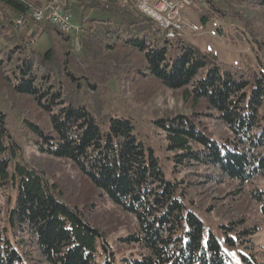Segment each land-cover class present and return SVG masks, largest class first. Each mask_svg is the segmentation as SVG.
Here are the masks:
<instances>
[{
    "label": "trees",
    "instance_id": "16d2710c",
    "mask_svg": "<svg viewBox=\"0 0 264 264\" xmlns=\"http://www.w3.org/2000/svg\"><path fill=\"white\" fill-rule=\"evenodd\" d=\"M236 1L264 10V0ZM62 3L80 27L79 53L54 24L32 20L28 29L37 4L0 0V36L14 38L12 19L26 17L24 33L0 47V86L26 99L27 109L12 104L21 133L41 154L69 161L83 194L68 193L25 159L0 110V264H264L254 252L258 228L242 220L218 231L206 226L189 179L237 181L240 192L252 185L264 214V184L254 185L264 180V66L228 63L168 37L136 0ZM208 3L203 22L216 10ZM111 75L138 100L156 90L182 96L184 112L154 120L167 142L168 175L134 121L105 109L101 84ZM97 193L135 218L121 241L138 253L118 257L87 221Z\"/></svg>",
    "mask_w": 264,
    "mask_h": 264
},
{
    "label": "rangeland",
    "instance_id": "374dc122",
    "mask_svg": "<svg viewBox=\"0 0 264 264\" xmlns=\"http://www.w3.org/2000/svg\"><path fill=\"white\" fill-rule=\"evenodd\" d=\"M136 1L139 7L141 0ZM193 1V4L187 6L183 12L186 23L183 38L198 45L204 51L215 53L220 60L228 63L241 66H264L263 9L236 0H230L229 5L222 0ZM208 1L215 3L216 10L213 11L214 14H209L208 22H203L202 14L211 8ZM31 2L41 3L40 0H31ZM60 3L63 4L62 0ZM16 17L12 19L11 24L14 38L25 31V29L18 31L13 27V20ZM29 27L32 28V19L29 20L28 29ZM26 32L29 35V30ZM68 34L73 37L75 50L79 53L80 27L78 31ZM14 38L8 39L2 34L0 47L11 46ZM39 41L46 46L48 35L42 36ZM35 45H38V42H35ZM101 87L103 93L101 98L104 100L105 109L123 114L134 121L139 139L155 149L168 175L171 164L167 159L169 155L166 150L167 142L164 133L155 125L154 120L184 112L182 96L169 90H156L157 92L150 97H141L145 99L144 101L138 100L126 83L114 75L101 84ZM25 101V98H19L0 86V110L6 113L9 130L21 144L25 159L44 172L50 180L60 183L68 193L82 196L83 184L79 171L65 159L41 154L34 147L33 142L21 133V117L12 104L15 102L20 108L27 109ZM204 170L205 168L202 169ZM182 177L183 175H179V178ZM189 179L195 181L191 189V198L206 226L218 231L220 224L242 220L243 227H257L258 232L253 236L254 252L261 261H264V214L261 212L259 203L252 197L250 189L253 186L245 185L240 192L237 181L226 180L222 183L201 184L197 182V179L192 177ZM263 184L264 180L258 179L254 185ZM92 201V208H86V219L101 231L112 249L118 252L117 256L138 253L136 246L121 241L122 237L136 229L135 218L116 207L103 194L97 193Z\"/></svg>",
    "mask_w": 264,
    "mask_h": 264
},
{
    "label": "built area",
    "instance_id": "2783aa9c",
    "mask_svg": "<svg viewBox=\"0 0 264 264\" xmlns=\"http://www.w3.org/2000/svg\"><path fill=\"white\" fill-rule=\"evenodd\" d=\"M58 1L60 0H47L41 6L33 7L27 15L35 22L52 23L65 33L78 31L79 27L73 13L59 12ZM193 2V0H141L139 8L160 25H164L167 33H174L175 37H182L186 30L183 12ZM25 23L26 17L18 16L13 20V27L18 31H23Z\"/></svg>",
    "mask_w": 264,
    "mask_h": 264
},
{
    "label": "bare ground",
    "instance_id": "6f19581e",
    "mask_svg": "<svg viewBox=\"0 0 264 264\" xmlns=\"http://www.w3.org/2000/svg\"><path fill=\"white\" fill-rule=\"evenodd\" d=\"M58 11L59 12H68L67 10H65L63 4L60 3V1H58ZM164 28V25H161ZM167 36L170 38H177L174 36V33H167Z\"/></svg>",
    "mask_w": 264,
    "mask_h": 264
},
{
    "label": "crops",
    "instance_id": "0c3cea01",
    "mask_svg": "<svg viewBox=\"0 0 264 264\" xmlns=\"http://www.w3.org/2000/svg\"><path fill=\"white\" fill-rule=\"evenodd\" d=\"M29 1H31V0H29ZM39 1V0H38ZM41 1V3L40 4H37V6L39 7V6H41L46 0H40ZM36 6V7H37Z\"/></svg>",
    "mask_w": 264,
    "mask_h": 264
}]
</instances>
